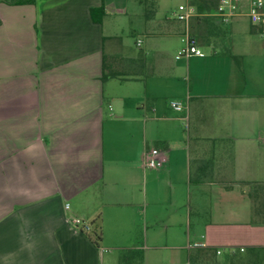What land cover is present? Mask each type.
<instances>
[{"label":"crops","instance_id":"1","mask_svg":"<svg viewBox=\"0 0 264 264\" xmlns=\"http://www.w3.org/2000/svg\"><path fill=\"white\" fill-rule=\"evenodd\" d=\"M104 1L102 23L103 0L0 4V264H104L121 240L144 264H264L262 26L245 9L193 16L206 55L177 58V8L136 0L144 49L108 58ZM127 1L113 7L130 14ZM104 58L129 78L102 80ZM153 146L167 161L147 169ZM74 216L96 221L98 243Z\"/></svg>","mask_w":264,"mask_h":264},{"label":"built area","instance_id":"2","mask_svg":"<svg viewBox=\"0 0 264 264\" xmlns=\"http://www.w3.org/2000/svg\"><path fill=\"white\" fill-rule=\"evenodd\" d=\"M244 9L252 24L262 26L260 35L264 39V0H218L215 8L206 13L198 12L188 2L179 4L177 9L173 11V15L178 20L185 22L186 30L181 38L184 46L178 50L176 57H204L206 55L204 50L198 45L196 38L189 31V21L193 16L207 15L217 17L221 21L229 23L234 18L241 15ZM136 44L140 47L142 45V40L138 39ZM171 104L177 110H181L184 107V105L178 101H172ZM166 161L167 156L165 155V151L156 146L148 148L143 156V166L147 169L161 168L165 165ZM69 207L70 203H66V208ZM70 222L73 228L78 231L86 232L91 229V222L81 217L74 216L70 219ZM203 246H205V244L202 242L190 244V247ZM217 252L220 253L221 251L217 250Z\"/></svg>","mask_w":264,"mask_h":264},{"label":"rangeland","instance_id":"3","mask_svg":"<svg viewBox=\"0 0 264 264\" xmlns=\"http://www.w3.org/2000/svg\"><path fill=\"white\" fill-rule=\"evenodd\" d=\"M185 0H162V13L163 14H168L169 16L171 15L172 10L177 8L181 2H184ZM116 2L117 0L114 1V3L109 4V15L106 18L105 22V29L108 31H113L117 37L114 39H108L106 42V53L108 58L111 57L112 53V45L114 46V49L117 53L123 54V53H134L135 51H140L141 48L144 49V46L138 47L136 45L137 38L139 35H141V29H140V20L135 15L137 12H135V7L139 8L140 5L136 2V0H131L125 2V7L130 10H134L132 13H122L117 10L116 7ZM1 3H7L3 0H0ZM139 10V9H138ZM114 43V44H113ZM184 46V43L181 40L174 39L173 40V45H172V52H175L176 48L179 46ZM115 84L117 88L123 87L122 83L118 79H113L111 81V84ZM127 84V83H126ZM125 86V85H124ZM122 94V93H121ZM187 126V120L182 123ZM162 189V188H161ZM164 192H167L166 190H162ZM166 197V196H165ZM164 198L167 199V198ZM139 232V230H138ZM152 232V231H151ZM144 233V232H142ZM129 240H121V242L116 241L117 246L116 247H111V246H105L104 250V264H122L124 259H125V249L127 248ZM121 243V244H120ZM126 243V244H125ZM162 254H167V249L162 248ZM154 256H161L158 251H154ZM163 256V255H162ZM167 256V255H166ZM128 260V259H126ZM163 261V262H162ZM172 264L167 257H162L161 261L159 264Z\"/></svg>","mask_w":264,"mask_h":264},{"label":"trees","instance_id":"4","mask_svg":"<svg viewBox=\"0 0 264 264\" xmlns=\"http://www.w3.org/2000/svg\"><path fill=\"white\" fill-rule=\"evenodd\" d=\"M11 5H23V4H34L36 0H3ZM188 3L197 8V11L201 13H206L215 8V6L218 3V0H188ZM91 18L96 23H102L105 15L107 14L106 7H105V1L103 0V3L99 6L92 7L90 9ZM204 17H210L207 15H203ZM1 22V21H0ZM108 57V56H107ZM110 78H119V79H128L129 76L118 72L110 62V59L104 58L103 61V74H102V80H107ZM192 181H196V178L192 177ZM91 238L95 241V243H98L101 239V228L97 224L96 221L91 222V229L86 231ZM131 257H135L138 260L137 264H144V252L141 249H135V248H128L125 250V259L122 264H130L129 259ZM128 259V260H126Z\"/></svg>","mask_w":264,"mask_h":264}]
</instances>
